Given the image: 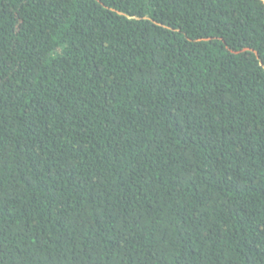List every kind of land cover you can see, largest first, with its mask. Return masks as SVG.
I'll return each mask as SVG.
<instances>
[{"label":"trees","instance_id":"obj_1","mask_svg":"<svg viewBox=\"0 0 264 264\" xmlns=\"http://www.w3.org/2000/svg\"><path fill=\"white\" fill-rule=\"evenodd\" d=\"M0 264H264L262 0H0Z\"/></svg>","mask_w":264,"mask_h":264},{"label":"water","instance_id":"obj_2","mask_svg":"<svg viewBox=\"0 0 264 264\" xmlns=\"http://www.w3.org/2000/svg\"><path fill=\"white\" fill-rule=\"evenodd\" d=\"M263 1V3H264V0H262Z\"/></svg>","mask_w":264,"mask_h":264}]
</instances>
